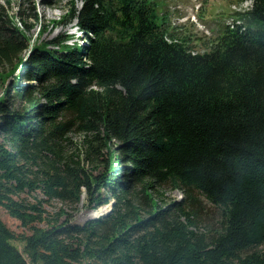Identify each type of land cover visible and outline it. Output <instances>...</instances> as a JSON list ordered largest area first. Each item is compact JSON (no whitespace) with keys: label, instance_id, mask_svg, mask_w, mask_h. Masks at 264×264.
<instances>
[{"label":"trees","instance_id":"1","mask_svg":"<svg viewBox=\"0 0 264 264\" xmlns=\"http://www.w3.org/2000/svg\"><path fill=\"white\" fill-rule=\"evenodd\" d=\"M71 3L82 43L0 4V264H264V0L196 53L157 0Z\"/></svg>","mask_w":264,"mask_h":264},{"label":"rangeland","instance_id":"2","mask_svg":"<svg viewBox=\"0 0 264 264\" xmlns=\"http://www.w3.org/2000/svg\"><path fill=\"white\" fill-rule=\"evenodd\" d=\"M0 0V4L6 6L11 12L15 13L20 8L19 5H31L34 11L38 13L45 25L44 33H38V29H33V41H55L70 37L69 43L72 44L78 38H83V34L76 28V20L71 22H61V17L71 7V0H52L53 5H47L45 0ZM159 2V11L168 15V26L174 36L180 39H188L193 49L198 52H204L210 48L212 41L216 39L218 34L226 27V21L232 13L230 0H157ZM239 5V4H237ZM82 2L78 1L77 7L81 8ZM24 13V11H22ZM195 16L197 23L189 21V16ZM11 81L2 84L0 80V97L3 95L6 86ZM28 82L23 80L22 85ZM78 137V136H76ZM179 191L167 189L166 197L177 198ZM27 201L34 202L36 198H42L41 191L36 193L24 192L21 195ZM44 208L50 213H57L60 209H64L71 215V223L84 224L86 221L94 217L102 216L108 213L111 209V204H106L98 207L97 209H90L87 206L86 197L83 195L81 203L72 207L69 204L60 201H51L44 203ZM0 217L4 223L17 235L30 234L31 230L24 227L20 220L12 217L5 208L0 206ZM38 226L45 227L46 223H36ZM14 244L23 253L27 260V264H41L39 262H32L27 254L24 253V244L21 240H15Z\"/></svg>","mask_w":264,"mask_h":264}]
</instances>
